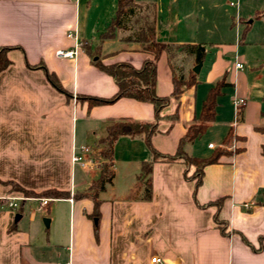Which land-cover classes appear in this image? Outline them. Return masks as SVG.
I'll list each match as a JSON object with an SVG mask.
<instances>
[{
	"label": "crops",
	"instance_id": "obj_1",
	"mask_svg": "<svg viewBox=\"0 0 264 264\" xmlns=\"http://www.w3.org/2000/svg\"><path fill=\"white\" fill-rule=\"evenodd\" d=\"M118 1L0 0V50L8 49L10 61L0 72V198L23 195L4 184L8 182L36 195L48 191L69 195L41 197L52 200L42 211H33V204L38 207L35 202H26L17 211L0 209V264H151L155 256L162 264H264V87L256 94L240 90L226 76L233 87L223 90L218 103L228 91L234 93L233 121L220 124L217 144L205 145L204 136L218 122L219 103L208 132L186 145L185 152L200 159L209 158L218 148H227L231 154L205 168L196 195L195 182L185 179L183 163L157 162L153 165V198L145 200L141 177L153 155L143 138L125 136L114 146L115 177L99 195V217H93L92 200L74 199L76 193L91 187L101 171L73 166L76 148H96L113 122L155 121L150 103L122 98L92 107L84 100L111 99L118 92L114 79L101 72L84 50L85 43L99 45L116 17ZM135 1L156 6L161 43L205 47L207 56L208 47L218 48V42H187L181 35L191 31L199 36L206 24L213 35L219 32L224 38L243 32L239 44L244 49L264 48V36L249 37L254 30L264 32V0ZM190 8L194 12L187 13ZM190 15H194L193 27ZM69 33L76 34L83 47L76 59L58 58L57 51L73 49L76 44ZM123 38L118 31L113 39L103 41L104 65L128 63L139 69L153 59L144 45ZM219 56L217 67L207 74V83L196 74L197 84L162 112L160 133L152 139L158 152H177L180 140L200 117L210 90L228 75L222 53ZM187 61L197 65L193 56ZM261 62L264 54L249 70H264ZM204 64L205 60L201 73ZM187 68L182 70L189 76L194 67ZM243 70L235 66V76ZM47 72L57 78L64 93L50 83ZM157 77V95H172L174 71L166 53L158 61ZM237 98L247 101L238 122ZM175 114L178 121L172 126L169 117ZM231 129L235 151L223 144ZM220 199L223 204L218 210L215 203ZM216 214L228 235L216 224ZM45 220L50 221L48 227Z\"/></svg>",
	"mask_w": 264,
	"mask_h": 264
},
{
	"label": "trees",
	"instance_id": "obj_2",
	"mask_svg": "<svg viewBox=\"0 0 264 264\" xmlns=\"http://www.w3.org/2000/svg\"><path fill=\"white\" fill-rule=\"evenodd\" d=\"M132 23L134 26L128 28L127 25ZM131 32L130 35H124L125 42H136L144 45V51L153 56L152 60H146L139 69L128 63H119L114 65H104L102 63L103 41L105 39H113L116 32ZM8 49L0 50V72L4 71L10 65V61L6 56ZM84 50L90 56L93 64L103 73L111 76L117 87V94L111 99L90 98L85 97L90 106H104L116 103L122 98H130L143 103H150L155 109V121L150 123H140L135 121L121 120L111 123L106 129V135L97 141L99 155L106 160L101 167L99 177L94 181L91 187L85 192H78L74 195L75 200L89 199L95 203L94 218L99 217L100 200L99 195L104 192L108 186L113 184L114 172V146L121 137L143 138L150 148L153 159L145 163L142 173V181L144 184V199L151 200L153 198L152 175L153 165L157 162L174 163L181 162L186 166L184 173L185 179L195 182L196 195L198 189L203 184L204 170L207 166L218 164L222 157L230 155L231 152L223 148H218L214 153L205 159L190 157L185 152V146L194 143L203 137L209 130L211 124L216 120L218 100L223 96V90L233 85L226 82V76L216 83L208 94L206 101L203 103L202 111L198 120L191 125L185 136L180 140L177 152L174 155L163 154L158 152L152 145V139L160 133L159 125L163 120L162 112L167 108L173 99L180 100L183 94L197 84V75L191 71L189 76L179 75V70L174 66L179 55L193 56L197 65L203 63L206 58V49L201 46H173L161 43L157 39V9L154 4L138 3L135 0H119L117 5V13L115 19L108 27L107 32L103 35L99 45L84 44ZM166 53L169 58L170 65L174 71V91L168 97H160L156 93L158 82L157 64L161 56ZM180 72H183L180 69ZM50 83L59 91L65 92L55 76L47 72ZM172 126L178 121V116L169 117ZM233 130L231 129L225 138L223 144L227 145L232 138ZM238 152H241L238 150ZM191 169H194L190 175ZM18 186V185H17ZM19 191L29 196L48 197V198H67L65 193L56 191H48L41 195H36L19 187ZM223 204V199L215 203L218 210ZM215 222L224 235L227 234L225 223L220 220L219 215H215ZM264 239H261L263 241ZM251 246V244L244 239Z\"/></svg>",
	"mask_w": 264,
	"mask_h": 264
},
{
	"label": "rangeland",
	"instance_id": "obj_3",
	"mask_svg": "<svg viewBox=\"0 0 264 264\" xmlns=\"http://www.w3.org/2000/svg\"><path fill=\"white\" fill-rule=\"evenodd\" d=\"M195 8H190L187 13H191L194 12ZM182 11V10H181ZM235 11V9H234ZM191 19L189 20L190 23V27H193L192 22H193V18L194 15H190ZM134 25L132 23L128 24L127 27L131 28ZM257 29V26L256 28ZM202 31L199 33V36H194L193 32H185V33H181L182 36H184V40H186L187 42H198L199 40L207 43L209 45L210 42H213V44L215 45L216 42H218L217 44H219V47H214V48H209L207 49V56L205 59L206 64H204L205 69L203 70V72L198 74L199 76L202 75L201 79L204 80V82L207 83L206 81V77L207 74L210 72V69H213V67H217L216 62L219 59V53H222V58H223V62L225 63L226 67H227V78L228 80L231 82V80H235V85L237 87V89H250L253 90L255 92V94L257 93L258 88L264 87V70L261 69H257L254 72H251L250 66H252L253 62H256L258 58H262L263 54H264V48L263 47H254V48H249L244 49L242 48L241 44H239L240 39L243 38V32H241V34H238L237 32H233L230 33L227 37H221V33L218 32V34L213 35V33L211 31H209V27H207L206 24H204L202 26ZM122 35H130L131 32H121ZM238 34V35H237ZM260 35L264 36V32H260L258 33L256 30H254L249 37L251 38H257L260 37ZM226 39V40H224ZM224 40V41H223ZM222 46H221V45ZM236 47H238V50H236ZM240 47V48H239ZM242 54L245 55V59L242 61L241 56ZM189 59V57L187 55H179L176 59V61L174 62V66L179 70L178 74L179 75H184L186 76V72H180V69H184V67H188L187 69H191L192 67H197L198 65L195 66V64L193 65V61H187ZM237 63H241L244 66V70L241 71V75L236 77L234 72H235V66ZM202 67H203V63ZM261 64H264L261 62ZM259 67V66H258ZM208 69V70H207ZM263 69H264V65H263ZM202 70V68H201ZM194 71V69H193ZM257 71H260V76L258 74ZM258 76L260 78H258ZM188 77V76H186ZM256 78L259 80L258 82L255 81ZM233 82V81H232ZM234 93L230 90L226 93V96H224L223 98L220 99L219 103H220V108L218 109V113H219V119L218 122L216 124V126L212 129L209 130V132L206 134V136H204L203 141L205 143V145L207 146L208 142H213L214 144H217L219 142V130H220V124L222 122H227V121H233V108L231 105V99L233 97ZM204 145V144H202ZM226 147L230 148L231 151H235V147H236V140L235 137L232 138V140L225 145ZM97 148V147H96ZM99 149V148H98ZM227 151H229V149L226 148ZM104 163L106 162V160H103ZM7 186H10L12 190L20 192L19 191V186H17V184H15L14 182H8V183H4ZM22 197H27V198H36L38 196H27L23 193V195H21ZM27 209L30 207L29 204H27ZM33 207V211L38 209L37 205L35 206V204L32 205Z\"/></svg>",
	"mask_w": 264,
	"mask_h": 264
},
{
	"label": "built area",
	"instance_id": "obj_4",
	"mask_svg": "<svg viewBox=\"0 0 264 264\" xmlns=\"http://www.w3.org/2000/svg\"><path fill=\"white\" fill-rule=\"evenodd\" d=\"M234 6V4H232ZM69 38L74 39L76 44L73 49L69 50H59L56 53V56L61 59H76L78 57L79 51L83 47V43L79 40L76 34L69 33ZM237 69H243L244 66L241 63L236 64ZM247 105V101L243 98H237L234 100V109H235V120L239 121L243 108ZM210 148H214V145L211 144ZM104 161L99 155L98 148H92L89 146H80L74 150L72 155V165L78 166L86 171L101 169ZM51 199L48 198H27V197H2L0 198V209L7 207L10 210L17 211L22 205L26 202H35L38 204V211H42L44 208L49 206ZM66 264H71L68 262ZM151 264H162V259L158 256L151 258Z\"/></svg>",
	"mask_w": 264,
	"mask_h": 264
},
{
	"label": "water",
	"instance_id": "obj_5",
	"mask_svg": "<svg viewBox=\"0 0 264 264\" xmlns=\"http://www.w3.org/2000/svg\"><path fill=\"white\" fill-rule=\"evenodd\" d=\"M201 68H202V64H199L197 67L194 68V72H195L196 74H199L200 71H201ZM16 219L19 220V219H20V216H17ZM44 223H45V225L48 227L49 224H50V221H49V220H45Z\"/></svg>",
	"mask_w": 264,
	"mask_h": 264
}]
</instances>
